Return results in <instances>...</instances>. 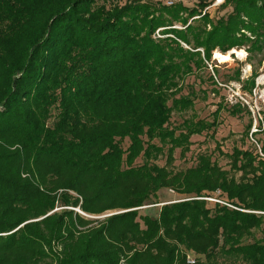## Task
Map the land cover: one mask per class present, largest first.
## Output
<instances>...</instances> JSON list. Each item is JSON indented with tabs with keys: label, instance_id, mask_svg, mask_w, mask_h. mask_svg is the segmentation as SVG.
<instances>
[{
	"label": "trees",
	"instance_id": "1",
	"mask_svg": "<svg viewBox=\"0 0 264 264\" xmlns=\"http://www.w3.org/2000/svg\"><path fill=\"white\" fill-rule=\"evenodd\" d=\"M108 1L0 0V264H264V156L172 167L216 125L172 124L194 107L183 80L253 27L239 7L214 22L181 2ZM234 1L264 27V0ZM165 189L179 197L140 214Z\"/></svg>",
	"mask_w": 264,
	"mask_h": 264
},
{
	"label": "rangeland",
	"instance_id": "2",
	"mask_svg": "<svg viewBox=\"0 0 264 264\" xmlns=\"http://www.w3.org/2000/svg\"><path fill=\"white\" fill-rule=\"evenodd\" d=\"M104 1L108 5L112 3L108 0H98V3L102 4ZM125 1L122 0V2ZM144 1L166 4V0ZM179 2L188 7H199L203 14L208 11L214 22L220 17H227L234 7L236 9L239 7L238 15L249 23L251 28L253 27V32L242 29L243 35L237 33L243 39L239 41V45L226 52L219 48L214 49L211 59H205L206 67L198 70L195 74L186 76L179 95L193 97L194 107L188 111H175L171 120L173 125H180L187 118L214 120L216 123L212 129L191 137L192 145L184 156L181 155L180 148L175 150V161L172 165L175 170H184L195 166L200 153L212 154L213 160H216L224 169L229 170L231 169V159L228 155L235 148L260 151L264 138L263 132H254L253 137L257 142L251 136L254 125L259 127L261 124L264 127V27H259L255 20H247L244 16L245 10H243L246 5L243 3V6H238L234 0H180L177 3ZM183 16L189 18L186 12ZM192 20L193 18L189 20V23ZM194 21L195 24H198V21ZM175 27L184 28L181 23H177ZM163 28L156 30L154 38L165 36L162 33ZM207 29L211 30L212 26L209 24ZM181 44L185 48L192 49L186 43L182 42ZM197 50H200L204 57L203 49L198 48ZM217 52L227 56L226 59L218 58ZM250 123H252V127L250 131H247ZM127 145L128 141L126 140L125 146ZM137 162L142 163L140 158L137 159ZM157 162L160 165H165L166 157L162 156ZM232 173L236 172L232 171ZM178 197L179 195L172 190L165 189L159 194L160 202L142 207L140 214L156 216L164 202ZM210 202L215 201L210 200ZM107 214H111V212L93 215V217L101 218Z\"/></svg>",
	"mask_w": 264,
	"mask_h": 264
},
{
	"label": "built area",
	"instance_id": "3",
	"mask_svg": "<svg viewBox=\"0 0 264 264\" xmlns=\"http://www.w3.org/2000/svg\"><path fill=\"white\" fill-rule=\"evenodd\" d=\"M178 1H180V0H166L165 3L168 6H172V5L176 4ZM260 119L262 120L261 116H260ZM258 131H259V128L256 125H254V127L252 128L251 136L253 137L254 132H258ZM252 139L255 142H257V140L254 137ZM259 152H260V154L262 156H264V153L261 151V148H260ZM217 193H220V191H218ZM203 198L208 199V200H214L216 202H220V203H223V204H227L225 201H223V200H221V199H219L217 197H203ZM188 262L191 263V264L196 262V258L194 257V255H188Z\"/></svg>",
	"mask_w": 264,
	"mask_h": 264
},
{
	"label": "bare ground",
	"instance_id": "4",
	"mask_svg": "<svg viewBox=\"0 0 264 264\" xmlns=\"http://www.w3.org/2000/svg\"><path fill=\"white\" fill-rule=\"evenodd\" d=\"M239 53H240V52H239ZM216 56H217L218 58H222V57H224L225 59H226V57H227V56H223V55H221V54L218 53V52L216 53Z\"/></svg>",
	"mask_w": 264,
	"mask_h": 264
},
{
	"label": "water",
	"instance_id": "5",
	"mask_svg": "<svg viewBox=\"0 0 264 264\" xmlns=\"http://www.w3.org/2000/svg\"><path fill=\"white\" fill-rule=\"evenodd\" d=\"M79 211V210H78ZM79 212H81V211H79ZM81 213H83V212H81ZM84 214V213H83ZM108 215V214H107ZM105 216V215H104ZM93 217V216H92Z\"/></svg>",
	"mask_w": 264,
	"mask_h": 264
}]
</instances>
